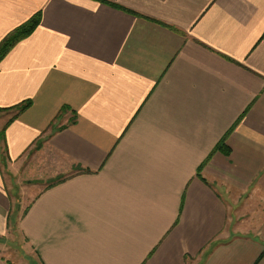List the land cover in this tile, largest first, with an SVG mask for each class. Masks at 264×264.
Masks as SVG:
<instances>
[{
  "label": "crops",
  "instance_id": "obj_1",
  "mask_svg": "<svg viewBox=\"0 0 264 264\" xmlns=\"http://www.w3.org/2000/svg\"><path fill=\"white\" fill-rule=\"evenodd\" d=\"M38 13L0 62L32 101L0 112V264H264V0H0V42Z\"/></svg>",
  "mask_w": 264,
  "mask_h": 264
},
{
  "label": "trees",
  "instance_id": "obj_2",
  "mask_svg": "<svg viewBox=\"0 0 264 264\" xmlns=\"http://www.w3.org/2000/svg\"><path fill=\"white\" fill-rule=\"evenodd\" d=\"M40 21H41V14L38 13L37 15L33 16L31 19H29L24 24L20 25L19 27L15 28L14 30H12L10 33H8L4 37V39L0 42V62L13 49V47L18 42L25 39L26 37H28L29 35H31L34 32V30L40 24ZM31 104H32L31 100H26V101L12 107V108H9V109H1L0 108V112L6 111V110H16L17 113H16V116L13 117V119H14L15 117L19 116L22 112H24L27 108H29L31 106ZM67 109H69V107L65 106V107H63L61 112H64ZM74 121L75 120H73V122ZM10 122L11 121H9L6 124V126ZM57 129H59V128H57L56 125L54 123H52V131H56ZM2 139H4V129L0 131V143H1ZM41 142H42L41 139L38 140L37 146H40ZM217 146L226 152L228 151V147L226 146L225 142H223L222 140L218 143ZM6 153H7L6 150H5V152L2 151L1 164H6V162H7V154ZM62 180H64L63 177H61L60 179H58L54 183L61 182Z\"/></svg>",
  "mask_w": 264,
  "mask_h": 264
},
{
  "label": "rangeland",
  "instance_id": "obj_3",
  "mask_svg": "<svg viewBox=\"0 0 264 264\" xmlns=\"http://www.w3.org/2000/svg\"><path fill=\"white\" fill-rule=\"evenodd\" d=\"M73 122V121H72ZM55 125H56V127L58 128V126H57V124H56V122L54 123ZM52 128V127H51ZM0 145H1V143H0ZM61 177H63V179H65L66 177H64V175H61V176H54L53 178H51V179H45V180H38V179H33V180H29V179H31V177H28L27 175L25 176V178H26V181H23L25 184H31V183H37V182H39V185H44V184H46V183H52V182H55V181H57L58 179H60ZM43 182V183H42ZM7 254V256L8 257H11V258H15L16 256L18 257L19 255L21 256V255H23V256H25L24 254H25V251H22V250H20V251H18V254L19 255H15V253L14 254H12V255H9V252H7L6 253ZM22 257V256H21ZM21 257H19V258H21Z\"/></svg>",
  "mask_w": 264,
  "mask_h": 264
}]
</instances>
